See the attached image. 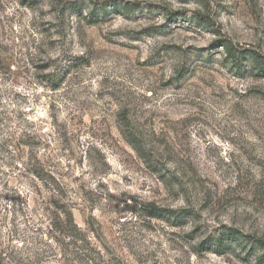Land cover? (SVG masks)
<instances>
[{"label":"rangeland","instance_id":"obj_1","mask_svg":"<svg viewBox=\"0 0 264 264\" xmlns=\"http://www.w3.org/2000/svg\"><path fill=\"white\" fill-rule=\"evenodd\" d=\"M252 53L264 0H0V264H264Z\"/></svg>","mask_w":264,"mask_h":264},{"label":"trees","instance_id":"obj_2","mask_svg":"<svg viewBox=\"0 0 264 264\" xmlns=\"http://www.w3.org/2000/svg\"><path fill=\"white\" fill-rule=\"evenodd\" d=\"M70 8L77 12V13H80L81 12V5H79V3H73L70 5ZM105 9H102L101 11H91L89 12V14L87 15V17L85 18V20H87V23L88 25H93L95 23H97L99 21V15H101L102 13H104ZM119 11L120 12H127L128 11V8L127 7H123V8H119ZM226 48H227V52L231 55V51L233 50V48L229 45H226ZM252 55L257 59V61H262L263 65H264V57L261 56L260 54L258 53H252ZM236 63L238 60H235ZM28 135H26V133L24 132L23 133V138L24 137H27ZM30 143L27 142L26 140H22L21 138H19V141H18V146H17V149H18V153L23 156V154H25L28 150V148L30 147ZM21 164H22V167L23 169L20 170V172H24V173H28V174H31L32 176H34L35 178L41 180V181H47L46 178H45V174H44V170H43V167L40 166H36L35 164H32L31 162H26L23 160V157H21ZM51 177V176H49ZM47 183H49L47 181ZM48 185V184H46ZM150 213H152L151 215H154L157 210L156 209H153V208H150ZM70 220H72V217H71V214H69V217H68ZM71 225V224H70ZM239 232L233 230V229H230L229 232L225 235H223V237H221L218 241V244H217V248H216V253L219 254V255H223L225 254V249L227 247H231V242L233 243H236L235 246L236 247H239L238 243H240V239L239 238V235L237 234ZM248 241V240H247ZM243 249H246L245 246H241ZM231 249V248H230Z\"/></svg>","mask_w":264,"mask_h":264}]
</instances>
